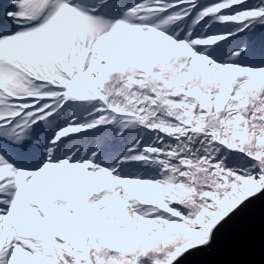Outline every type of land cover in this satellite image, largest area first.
<instances>
[{"label":"snow or ice","instance_id":"1","mask_svg":"<svg viewBox=\"0 0 264 264\" xmlns=\"http://www.w3.org/2000/svg\"><path fill=\"white\" fill-rule=\"evenodd\" d=\"M2 15L0 264H177L264 191V0Z\"/></svg>","mask_w":264,"mask_h":264},{"label":"water","instance_id":"2","mask_svg":"<svg viewBox=\"0 0 264 264\" xmlns=\"http://www.w3.org/2000/svg\"><path fill=\"white\" fill-rule=\"evenodd\" d=\"M177 264H264V191L221 222L207 250H192Z\"/></svg>","mask_w":264,"mask_h":264},{"label":"trees","instance_id":"3","mask_svg":"<svg viewBox=\"0 0 264 264\" xmlns=\"http://www.w3.org/2000/svg\"><path fill=\"white\" fill-rule=\"evenodd\" d=\"M247 42L248 46L250 47V49L252 50L251 54L247 57L244 58V61L247 62H257L260 58V53L262 51H264V29H258L256 32L250 34V35H241L240 38L238 39H234L233 40V44L232 47H236L238 45H241L243 43ZM254 44V45H253ZM262 46V51H258V49ZM227 49L222 51L221 53V58H226L225 54L227 53ZM122 142L120 145H118L119 147H123V143ZM233 163H238V161L236 162L235 160L233 161ZM210 247V244H208V246L206 245L205 247H197V250H207ZM194 250V251H195Z\"/></svg>","mask_w":264,"mask_h":264},{"label":"rangeland","instance_id":"4","mask_svg":"<svg viewBox=\"0 0 264 264\" xmlns=\"http://www.w3.org/2000/svg\"><path fill=\"white\" fill-rule=\"evenodd\" d=\"M129 2H131V0H129ZM8 7V0H0V22H3L4 20H5V18L3 17V15H2V12H3V10H5L6 8ZM5 27H6V29L7 30H11V25H5ZM224 50H226V49H224ZM223 50V51H224ZM229 49H227V51H228ZM258 51L260 52V51H262V46L258 49Z\"/></svg>","mask_w":264,"mask_h":264}]
</instances>
